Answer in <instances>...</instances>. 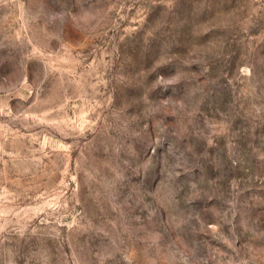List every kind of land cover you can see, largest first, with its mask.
I'll use <instances>...</instances> for the list:
<instances>
[{
	"label": "rangeland",
	"instance_id": "obj_1",
	"mask_svg": "<svg viewBox=\"0 0 264 264\" xmlns=\"http://www.w3.org/2000/svg\"><path fill=\"white\" fill-rule=\"evenodd\" d=\"M0 264H264V0H0Z\"/></svg>",
	"mask_w": 264,
	"mask_h": 264
}]
</instances>
